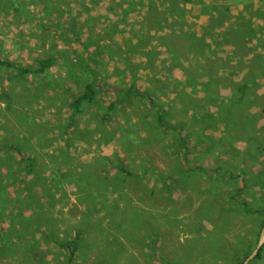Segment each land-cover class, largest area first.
<instances>
[{
	"label": "rangeland",
	"instance_id": "obj_1",
	"mask_svg": "<svg viewBox=\"0 0 264 264\" xmlns=\"http://www.w3.org/2000/svg\"><path fill=\"white\" fill-rule=\"evenodd\" d=\"M7 1L0 58L57 64L0 67V142L34 158L0 154V264H69L76 234L73 264H243L264 231V0ZM82 64L98 93L71 122ZM48 193L54 214H32Z\"/></svg>",
	"mask_w": 264,
	"mask_h": 264
},
{
	"label": "trees",
	"instance_id": "obj_2",
	"mask_svg": "<svg viewBox=\"0 0 264 264\" xmlns=\"http://www.w3.org/2000/svg\"><path fill=\"white\" fill-rule=\"evenodd\" d=\"M105 1V0H103ZM7 0H0V13L1 12H5V8L8 7L9 2L7 4ZM82 20L78 19V22L81 23ZM95 24H101L99 21H97V23ZM111 30H113V28H110ZM72 34L76 35L78 42H82V35L81 32L77 34L76 28L74 26H72ZM84 44V43H82ZM89 60H91L92 62V55L88 56ZM57 64V57L56 56H43L41 58H37L36 61V65L34 67L29 66V67H21L20 65H18L16 62L14 61H10L6 58H0V67H5L8 70L13 71L12 73V78L16 79L18 81H20L21 79L19 78H23L26 75H42L44 73H46L47 71H49L51 68H53V66H56ZM81 68L84 70H87L89 72V74L91 75V81L87 82L86 84H84L80 90L79 93H77L75 95L74 98H71L69 103H68V107L71 110L70 111V117L71 122H73L76 118L77 115L85 108L90 106L91 104H93V102L95 101L96 97H97V93H98V85H97V79L99 78L95 68H92L90 65L88 64H82ZM14 70L16 71V74L14 72ZM16 76L18 78H16ZM136 91V86L135 85H131V87L128 89V91L126 92L124 97H116V102L111 103L109 106V110H113L115 108V106H117V104L124 102L130 93H133ZM150 101L154 104V99L152 97L149 98ZM161 109V113L160 116L158 117V124L159 127L162 128L165 132L170 131L171 128L172 129H177L179 128V126L176 125H171L172 122L169 121L167 119V117H165L164 115L167 114V111L164 110L162 107H160ZM22 117H25L24 114H22ZM181 146L184 148L185 152L187 155L190 154V152H192V150L187 146V140L185 138H182L181 141ZM2 152H7V153H17L19 156H21V158H23V160L26 163V169L30 170V172H32V170L34 169V158L32 157H27L26 154L23 152L22 148L18 145V144H10V143H1L0 142V154ZM185 154V155H186ZM118 168L120 169L121 172H123V174L129 176V175H133V171L130 169H125L124 163L123 162H118L115 163ZM33 173V172H32ZM141 174H144V171L141 172ZM140 174V175H141ZM160 177L161 180L163 182V187L165 189H170L171 183H169L168 178L163 177L160 173H157ZM138 175V174H136ZM188 180V175L187 173L183 172L180 176V179L178 181H175V183L178 184H184L185 181L187 182ZM174 182V180H173ZM246 201L244 199H241L240 201V206L243 207V204H245ZM258 210V211H257ZM254 212H260L263 214L264 216V211L261 209H257ZM79 235H76L72 240L65 242V246L67 249V253H68V258L70 261H72L77 253L78 250V244H79ZM154 244V243H151ZM156 245V244H155ZM155 245H152V248L154 247L155 249ZM247 251L250 253L252 252L251 249H247ZM241 249H239V253H241ZM239 264H242V261L239 262Z\"/></svg>",
	"mask_w": 264,
	"mask_h": 264
},
{
	"label": "crops",
	"instance_id": "obj_3",
	"mask_svg": "<svg viewBox=\"0 0 264 264\" xmlns=\"http://www.w3.org/2000/svg\"><path fill=\"white\" fill-rule=\"evenodd\" d=\"M37 194H39V193H37ZM47 195H48V197H47L48 201H44L43 195L35 198V200H38V202H37L38 207H37V209L33 210L32 214H34V212H36L40 216H50V215L54 214L55 210L52 207V205H53L52 200H54L53 193H48ZM41 231L46 232V225H44V227ZM76 235H74V236L72 235L69 239L72 240ZM65 242H67V241H65ZM65 242H63V243H65ZM1 259H2V257H1ZM75 259L76 258H74L72 261H70L68 258V263L73 264V262H75ZM18 260H20V259L18 258L15 261H18Z\"/></svg>",
	"mask_w": 264,
	"mask_h": 264
},
{
	"label": "water",
	"instance_id": "obj_4",
	"mask_svg": "<svg viewBox=\"0 0 264 264\" xmlns=\"http://www.w3.org/2000/svg\"><path fill=\"white\" fill-rule=\"evenodd\" d=\"M264 244V231H263V234L261 236V239H260V242L257 246V248L253 251V253L247 257V259L244 261L243 264H247L257 253H258V250L260 249V247Z\"/></svg>",
	"mask_w": 264,
	"mask_h": 264
}]
</instances>
